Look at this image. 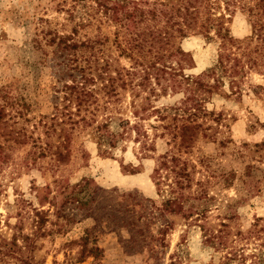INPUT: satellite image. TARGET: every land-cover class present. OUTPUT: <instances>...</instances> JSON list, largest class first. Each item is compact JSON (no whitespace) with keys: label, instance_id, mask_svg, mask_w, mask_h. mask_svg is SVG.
Listing matches in <instances>:
<instances>
[{"label":"rangeland","instance_id":"374dc122","mask_svg":"<svg viewBox=\"0 0 264 264\" xmlns=\"http://www.w3.org/2000/svg\"><path fill=\"white\" fill-rule=\"evenodd\" d=\"M48 2L0 0V264H264V40L250 37L252 14L264 36V7L242 0L227 10L220 0L215 13L232 38L225 50L213 30L174 33L156 45L165 68L159 84L150 77L154 94L149 85L118 90L104 111L98 92L99 105L77 115L63 54L49 46L42 60L32 49L37 19L62 22ZM161 2L133 0L103 32L111 41L122 24L133 35ZM220 51L230 58L225 73L216 66ZM196 78L210 89L206 97ZM94 108L98 121L111 113L129 122L112 149L100 150L91 126L74 122ZM54 115L58 125L47 135ZM161 162L175 172L162 170L157 188L152 174ZM173 189L186 201L180 213L165 204ZM93 245L102 250L96 257L87 254Z\"/></svg>","mask_w":264,"mask_h":264},{"label":"trees","instance_id":"16d2710c","mask_svg":"<svg viewBox=\"0 0 264 264\" xmlns=\"http://www.w3.org/2000/svg\"><path fill=\"white\" fill-rule=\"evenodd\" d=\"M133 0H49L45 9H50L61 16L62 22H53L51 19L39 18L37 19L38 25L35 29L34 37L31 40L32 49L43 54L42 60L47 59L48 52L46 47H53V53L60 52L63 54L65 63L63 67L71 72L69 77L72 78L71 83L64 85L65 90L68 91L69 97H74V104L76 107L77 115L80 114L83 109L85 112L88 107L95 104L97 107V93L104 91L106 99L103 100L101 108L106 111L109 110V106L114 104L119 95L118 90H125L127 87L134 89L139 88L145 90L146 85H149V94H154L155 88L150 86V77L155 80V85L159 84V77L163 76V68L165 64L163 59L164 54H161V50H164L157 44L166 45L170 42L174 33L180 38L187 36V33L199 34L210 33L212 30L216 33V36L220 38V47L224 49L225 44L232 40V38L226 37L222 33V19L224 14L216 16L215 10L219 5L220 0H162L160 8L153 11L147 17L140 18L138 23L140 24L137 31L133 35H128L122 32L123 25H113L114 31L113 39L110 41L109 37L103 32L105 26L113 24V15L118 9L128 7ZM225 7L228 10V5L233 2L242 0H223ZM253 1V0H249ZM255 1V0H254ZM257 5L264 7V0H256ZM259 3V4H258ZM247 6V3L243 4V9ZM251 12L253 9L248 7ZM254 11V10H253ZM252 14V13H250ZM255 18L251 24L252 36L256 39L263 41L262 35L263 26L259 23V19ZM257 24H260L257 27ZM69 28V32L60 33V30ZM44 41V42H43ZM110 41V44H109ZM114 49L116 56L110 57L106 53H110L111 49ZM225 50V49H224ZM178 54L181 56L187 55L182 50L178 49ZM85 53H89L85 55ZM149 53V57L152 58L148 63H145V58ZM111 54V53H110ZM119 59H125L130 63L129 67L120 66ZM233 61H237L236 57L231 58ZM229 54L225 52H219L217 65L222 68L223 73L227 72L226 62L229 61ZM160 64L161 67H158ZM215 66V67H216ZM140 67V68H139ZM231 68V67H230ZM233 70L230 72L231 76L235 77L239 73L234 71L236 69L235 64ZM215 69V68H214ZM214 69L207 70L211 73ZM79 74V78H76L74 72ZM68 74V73H66ZM234 74V75H233ZM139 77V80L133 84L135 77ZM78 79V80H77ZM101 80L99 89H92L86 86V82H94L95 80ZM201 78L195 79L198 93L201 96L206 97L205 93H210V89L203 87L198 82ZM95 97V98H94ZM116 98V100H115ZM205 98L199 99L204 101ZM191 101V100H187ZM8 105V102H6ZM102 105L104 107H102ZM201 105V104H200ZM4 109V106L0 105V115ZM89 112L91 115L86 118L80 117L77 121H82L84 126H91L92 134L98 141V147L101 150L102 146L109 148L115 147L119 139L125 134V129L129 122L123 119L114 117L111 113L102 117L100 121L96 120L95 112ZM186 110V109H185ZM196 111V109H193ZM112 112V111H109ZM74 113V116H76ZM71 117V116H68ZM52 124L46 125L45 134L49 135V130L55 131L58 125V117L55 115L51 118ZM118 120V125H115L116 129H122L119 132L115 129H111L114 122ZM140 132L138 126H136ZM138 133V135H139ZM53 134V133H52ZM51 134V135H52ZM50 135V136H51ZM142 135H147L143 132ZM59 155L61 153H58ZM162 170H168L167 174L175 172L168 163L161 162L158 167L153 170L152 178L154 179L157 188L161 186V174ZM184 176L185 173H179V176ZM179 183L177 179L176 184ZM181 184V182L179 183ZM175 191L173 189L174 194ZM165 204L170 206V211L180 213L184 209L186 201L181 193H175V195L167 197ZM184 213V212H183ZM185 214V213H184ZM88 241L87 235L80 240L86 248V242ZM102 250L93 245L87 251V254L96 257Z\"/></svg>","mask_w":264,"mask_h":264}]
</instances>
